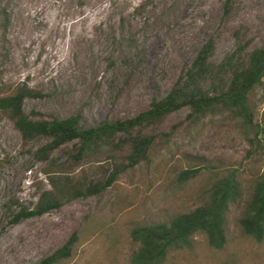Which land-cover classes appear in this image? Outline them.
I'll use <instances>...</instances> for the list:
<instances>
[{
    "label": "rangeland",
    "instance_id": "obj_1",
    "mask_svg": "<svg viewBox=\"0 0 264 264\" xmlns=\"http://www.w3.org/2000/svg\"><path fill=\"white\" fill-rule=\"evenodd\" d=\"M0 0L9 24L0 33L3 95L26 85L42 93L24 110L46 119L80 115L86 128L127 120L148 110L184 76L204 44L215 42L219 64L236 47L240 31L264 47V0ZM249 105L264 125V85ZM184 108L142 130L154 136L148 160L117 174L103 193L67 202L60 210L13 223L33 210L51 178L85 187L105 184L128 165L129 147L82 161L66 145L39 161L47 144H25L0 113V264H38L77 233L78 246L63 264H134L135 228L170 221L207 200L213 184L235 173L242 198L227 216V244L212 248L205 235L191 249L170 251L163 264H264V241L247 237L240 220L252 187L264 174V139L253 137L231 113L189 119ZM191 174H190V173Z\"/></svg>",
    "mask_w": 264,
    "mask_h": 264
},
{
    "label": "trees",
    "instance_id": "obj_2",
    "mask_svg": "<svg viewBox=\"0 0 264 264\" xmlns=\"http://www.w3.org/2000/svg\"><path fill=\"white\" fill-rule=\"evenodd\" d=\"M234 0H227L224 9L230 12ZM9 24L6 10H0V33L5 41ZM237 44L221 63L213 62L215 42L208 40L197 54L186 74L162 98L155 99L150 108L134 118L104 122L86 128L80 115L67 119H46L38 113L28 115L24 110L27 99H38L42 93L26 85L3 95L0 89V113L6 114L21 133L25 144L46 141L36 154L39 161H49L62 147L74 144L71 157L82 161L90 155L117 152L129 147L128 165L113 174L105 184L90 187L72 185L51 178L53 190L44 191L33 210L22 209L13 223L41 217L60 210L67 202L103 193L115 181L117 174L148 160L154 136L142 130L161 124L171 114L184 108L189 119H201L210 114L231 113L250 131L248 142L253 148L264 139V125L257 121L256 111L249 105L251 93L264 85V47L251 49L252 41L237 31ZM190 173V172H189ZM191 174V173H190ZM243 187L235 173L219 178L207 200L195 210L180 213L165 223L135 228L133 241L139 245L133 256L134 264H163L170 251L191 249L195 236L205 235L209 245L222 250L227 244V216L230 206L242 198ZM240 226L244 234L258 243L264 241V174L252 187L251 199L242 215ZM80 239L74 233L58 250L41 259L38 264H63L73 256Z\"/></svg>",
    "mask_w": 264,
    "mask_h": 264
}]
</instances>
